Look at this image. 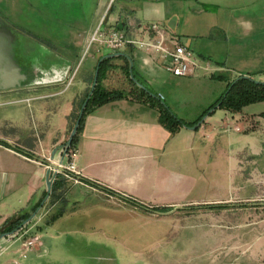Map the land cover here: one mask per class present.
Masks as SVG:
<instances>
[{"label": "crops", "instance_id": "1", "mask_svg": "<svg viewBox=\"0 0 264 264\" xmlns=\"http://www.w3.org/2000/svg\"><path fill=\"white\" fill-rule=\"evenodd\" d=\"M79 1L86 12L84 24H90L82 27L78 37L74 30L67 28L63 41L40 45L51 57L48 63H43L41 56H31L43 39L41 33L28 34L36 44L32 47L35 49L29 50L25 47L27 37L21 34L22 28L16 23L17 17L15 22L10 19L14 11L0 10V18L14 35L15 59L28 72L30 82L21 88L0 91V108L14 107L4 119L15 126L14 133L0 131V220L6 222L21 214H30L45 198L48 179L54 177L61 161L64 164L69 161L63 157L62 149L91 88L97 64L104 55L112 53L119 55L107 58L110 60L102 83L109 90L125 91L126 96L93 106L86 113L75 158L80 182L58 173L65 181L56 185L54 195L46 204L53 203L54 208L62 201L63 205H76L90 199L94 206L104 209L158 217L210 203L226 204L230 208L239 207L245 200H254L262 190L263 183L258 182L261 177L257 178L258 186L254 185L258 192L254 190L253 195L237 204L232 202L237 197L230 193L246 186L243 177L247 162L253 174L264 172V111L249 113L246 106L233 112L218 106L201 125L197 123L195 128L181 125L172 132L161 122L157 105L165 103L178 118L192 123L223 96L229 83L226 65L212 56L222 58L225 40L214 39L203 47L195 37L204 27L199 17L214 14L203 5H217L218 0H176L177 3L169 4L171 10L166 0H115L117 4L112 6V0ZM185 8L188 13L178 11ZM105 14L106 26L127 28L130 40L148 38L147 25L159 23L167 38L197 48L199 56L210 62V69L178 77L164 67L161 56L152 50L133 43L119 50L103 45L104 50L96 48L93 52L90 64L77 83L82 52ZM184 15L187 17L182 20ZM247 23L253 27L251 22ZM216 27L227 32L217 24L212 25L213 29ZM182 34L189 38L184 39ZM212 48L218 51L213 50L214 53ZM131 61L137 80L156 95V101L141 95L139 88L142 87L130 82L126 72L130 71ZM71 75H74L73 81L65 90L63 82ZM62 76H66L62 82H43ZM160 95L164 96L162 102ZM237 126L242 130H236ZM235 179L242 181L241 186L234 184ZM250 204L256 205V202ZM44 207L45 204L41 209ZM175 208L181 209L159 213ZM209 242L210 238L206 245ZM212 244V248H221L226 255L235 253L243 245L240 237L236 239L224 233L213 235ZM257 261L264 264L261 253L257 254Z\"/></svg>", "mask_w": 264, "mask_h": 264}, {"label": "rangeland", "instance_id": "2", "mask_svg": "<svg viewBox=\"0 0 264 264\" xmlns=\"http://www.w3.org/2000/svg\"><path fill=\"white\" fill-rule=\"evenodd\" d=\"M175 1L166 0L168 9L169 4ZM117 2L112 0L111 6ZM14 4L17 5L15 9ZM203 6L214 14L199 17L205 30L204 27L199 29L202 33L195 37L203 47L214 39L225 40L222 58L212 57L226 65L227 79L233 81L243 75L264 83V0H218L217 5ZM1 9L14 11L10 19L15 22L17 17L16 23L22 28L21 34L27 37L25 47L29 50L35 49L32 47L36 44L28 34L41 33L43 39L38 42V50H32L31 56H41L43 63H48L51 57L40 45L57 44L66 38L67 28L77 34L90 24H84L86 12L79 0H0ZM178 11L188 13L187 8ZM185 17L187 15L182 20ZM248 21L253 27L248 25ZM214 24L227 32L218 27L213 29ZM181 37L189 38L187 34ZM189 46L199 55L197 48ZM96 48L104 50L99 42L89 43L83 50L77 83L81 81ZM198 49L203 51L200 47ZM213 50L217 52L218 48ZM228 89L225 88L224 94ZM13 110V106L0 108L2 133H14V124L4 119ZM245 110L262 112L264 101L250 104ZM246 170L243 177L246 186L242 190H231L230 194L237 197L232 202L237 204L244 197L253 195L254 190L257 193L254 185L258 186L256 181L260 177L258 182L263 183L260 185L262 190L254 200H245L239 207L210 203L180 214L143 217L94 206L90 199L76 205H63L62 201L54 208L53 203L45 202V207L32 221L12 236L0 240V264H258L257 254L264 257V172L253 174L248 162ZM237 183L241 186L242 181L235 179L234 184ZM251 202H256V205ZM6 226L0 220V234L6 232ZM223 233L236 239L240 237L241 248L230 255L221 248H212V236H222ZM31 240L35 241L34 244L25 247L24 243Z\"/></svg>", "mask_w": 264, "mask_h": 264}, {"label": "built area", "instance_id": "3", "mask_svg": "<svg viewBox=\"0 0 264 264\" xmlns=\"http://www.w3.org/2000/svg\"><path fill=\"white\" fill-rule=\"evenodd\" d=\"M147 32L149 33L146 39H132L127 37V28H116L106 26V14L102 18L99 26L90 39V44L99 42L111 50H119L123 48L127 43H133L136 46L152 50L158 53L162 60L164 67L174 76L186 77L197 74L200 70H209L211 64L209 61L201 58L196 54L195 50L189 45L180 42L178 39H169L166 37L164 28L157 22H151L147 25ZM74 75L66 79L65 90L69 88L73 81ZM162 100L164 96L160 95ZM236 130H242L239 126ZM63 157H68V163L64 164L60 162L59 166L61 170L57 169L65 178L73 180L74 182H80V171L78 170L75 158L78 155V148H64L62 149ZM56 176L52 178L54 181ZM35 241L31 240L24 243L25 247L33 245Z\"/></svg>", "mask_w": 264, "mask_h": 264}, {"label": "trees", "instance_id": "4", "mask_svg": "<svg viewBox=\"0 0 264 264\" xmlns=\"http://www.w3.org/2000/svg\"><path fill=\"white\" fill-rule=\"evenodd\" d=\"M109 60L110 59H105L104 61H102L101 65H100L98 84H97L96 89L94 90V93L91 96V98L88 102V105L85 109L83 118L81 119V122H80L78 133L74 137L71 145L68 147L70 149L76 148L78 146L79 133H80V130L82 129L84 116L86 115V113L89 111V109L91 107L101 105V104L105 103L106 101H109L112 99L121 98V97L126 96L125 91H123V90H109V89L105 88L103 83H102V77H103L104 73H106V71H107L106 67L108 65ZM126 73H127V77L129 78L130 82L132 84L136 85L134 80L131 78L130 71L128 70ZM134 75H135V73H134ZM135 77H136V75H135ZM228 88H230V89H228L226 91V93L223 94V96L215 104L210 106L206 110V112L197 121L192 122V123L185 122L182 119L178 118L175 114H173L171 112V110L168 108V106L165 105V103H163L162 100L160 99V101L162 103L159 102L157 104L158 108H159V112H160V120L172 132H175V131H177L178 127L181 125H184V126L185 125H193V126L196 125L199 121L202 120V118L209 112L210 109L216 108L217 104H220V107H224L230 111L239 112L244 107H246L250 104L264 101V83L257 82L254 79H252V77H244L243 75H241L239 77V79L229 81ZM146 89L147 88H139L141 95L146 96L150 100L156 101V99H155L156 97H154L152 95V92H148ZM88 95H89V92L86 95L85 99L83 100L82 104L84 103V101L86 100ZM82 104H81V107H82ZM78 115L79 114H77L76 119L78 118ZM262 115L264 116V112L262 113ZM60 176H61L60 174L56 175V178H55L53 185H52V192H51L50 196L54 195L56 188H57L56 185L58 183L65 181V178H60ZM46 195H47V193H46ZM46 195H45V197H46ZM42 201L35 207L34 211H36L37 208L42 204ZM128 201L133 202L132 200H128ZM133 203H135V202H133ZM30 216H31V214L24 213V214H21L15 218H13V219H8L5 222V224L8 225V226H6L5 230L6 231L8 230L9 232H11V231H14L16 229H20V226L22 225L24 220Z\"/></svg>", "mask_w": 264, "mask_h": 264}, {"label": "water", "instance_id": "5", "mask_svg": "<svg viewBox=\"0 0 264 264\" xmlns=\"http://www.w3.org/2000/svg\"><path fill=\"white\" fill-rule=\"evenodd\" d=\"M14 51L15 50H14L13 32L7 26V24L0 18V91L10 90V89H15V88H21V87L26 86L30 83L28 81V74L26 72H24V68L15 59ZM117 55H119V53H112V54L104 55L100 59L99 63L97 64V68H96L94 81H93L91 90H90L89 95L87 96L86 100L82 104V107L79 111V115H78V118L75 122V125H74V127L70 133L68 140L66 141V143L64 145L66 148H68L71 145L74 137L78 133L80 122H81V119L83 118L85 109H86L88 102H89L91 96L93 95L94 90L96 89V86L98 84L100 65H101L102 61H104L107 58L115 57ZM130 74H131V78L134 80V82L136 84H138L142 88H146L135 77L134 72H133V62L132 61H131ZM65 77L66 76H62L58 80L57 79L56 80L44 79L43 82L44 83H49V82H54V81L62 82L65 79ZM244 77H249V76H244ZM237 79H239V78H237ZM146 90L148 92H151L148 89H146ZM152 95L156 96L153 93H152ZM218 106H220V104L216 105V107H218ZM213 110H214V108L209 110V112L202 118L201 121L198 122L197 125H201L202 121L205 120V118L208 116V114L211 113ZM195 127L196 126H194L193 128H195ZM57 169L61 170V167L58 166ZM58 173L59 172L56 171L54 176H56ZM52 183H53L52 179L49 178L48 182H47V195H46L45 199L42 201V204L37 208V210L35 212H33L30 217H28L27 219L24 220V222L20 226V229L23 228L26 224H28L30 221H32L37 216L38 211L42 208V206L45 204V202L50 197V194L52 192ZM178 209H181V208H175L172 211L159 212V213L168 214V213H172ZM20 229H16V230L11 231V232H5V233L0 234V240L6 236H12L13 234H15Z\"/></svg>", "mask_w": 264, "mask_h": 264}, {"label": "flooded vegetation", "instance_id": "6", "mask_svg": "<svg viewBox=\"0 0 264 264\" xmlns=\"http://www.w3.org/2000/svg\"><path fill=\"white\" fill-rule=\"evenodd\" d=\"M28 73V72H27ZM29 80V79H28ZM6 232H9V231H6ZM5 233V232H4Z\"/></svg>", "mask_w": 264, "mask_h": 264}]
</instances>
